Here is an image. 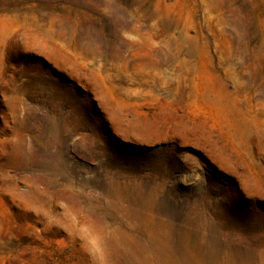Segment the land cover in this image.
I'll list each match as a JSON object with an SVG mask.
<instances>
[{
	"label": "rangeland",
	"instance_id": "rangeland-1",
	"mask_svg": "<svg viewBox=\"0 0 264 264\" xmlns=\"http://www.w3.org/2000/svg\"><path fill=\"white\" fill-rule=\"evenodd\" d=\"M0 264H264V0H0Z\"/></svg>",
	"mask_w": 264,
	"mask_h": 264
}]
</instances>
